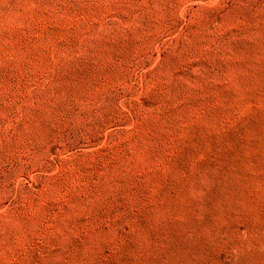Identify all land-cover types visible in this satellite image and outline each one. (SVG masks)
I'll return each mask as SVG.
<instances>
[{
	"label": "rangeland",
	"instance_id": "1",
	"mask_svg": "<svg viewBox=\"0 0 264 264\" xmlns=\"http://www.w3.org/2000/svg\"><path fill=\"white\" fill-rule=\"evenodd\" d=\"M0 264H264V0H0Z\"/></svg>",
	"mask_w": 264,
	"mask_h": 264
}]
</instances>
